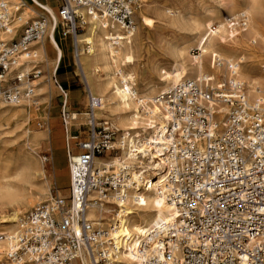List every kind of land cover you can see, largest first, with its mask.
<instances>
[{"label":"built area","instance_id":"2783aa9c","mask_svg":"<svg viewBox=\"0 0 264 264\" xmlns=\"http://www.w3.org/2000/svg\"><path fill=\"white\" fill-rule=\"evenodd\" d=\"M141 2L60 0V31L71 37L74 59L79 62L81 53L91 52L90 44H78L91 26L103 30L106 41L125 42ZM23 7L0 0V34L14 35L0 40V100L7 103L29 99L31 83L40 74L35 65L24 74L16 67L36 58L38 45L33 44L42 41L48 26L47 18L39 16L16 28ZM246 19L242 13L231 16L227 27L243 31ZM199 52L192 49V57ZM260 69L264 76V63ZM228 70L235 77L230 65ZM209 82L182 79L158 93L162 127L148 130L145 138L134 137L131 145L108 121L95 120L101 101L87 92L85 136L77 152L68 151L73 155L68 198L51 197L25 215L9 238L5 261L75 264L82 253L88 264H115L109 231L86 218L89 203L97 202L89 196L135 206L153 188L177 214L140 242L136 250L144 254L143 264H264V97L248 101L240 84L212 87ZM218 105L227 110L220 112ZM150 137L163 140L152 142ZM97 157L116 162L97 167ZM115 207L118 214L119 205Z\"/></svg>","mask_w":264,"mask_h":264},{"label":"bare ground","instance_id":"6f19581e","mask_svg":"<svg viewBox=\"0 0 264 264\" xmlns=\"http://www.w3.org/2000/svg\"><path fill=\"white\" fill-rule=\"evenodd\" d=\"M9 1L12 4L18 2L24 4L19 15L20 18L14 24L15 27L17 26L19 28L22 23L34 20L38 17V11L40 12L38 8L47 9L46 11H48L50 16V22L48 23L47 31L42 41L39 44H33V46L39 45L36 54L39 52V56L46 65L54 64L58 67L62 64L68 67V69L74 66L77 76L80 77V80L86 86V93L90 92L92 96L101 101V106L96 109L94 113L95 120L98 121L100 118H110L113 122L111 124V129L116 125L113 130L118 133L122 132L128 145L133 143L134 137L145 138L144 135L148 134V130L162 127L164 117L161 114L159 105L155 102V96L161 91L177 84L182 79L197 82L209 79L211 82H209L208 85L212 87L223 82L232 84L238 82L242 86V93L248 101H261L264 97V76L257 79L254 78L252 73V67L259 61L261 51L264 47V26L256 23L254 20L255 16L251 12L255 10L258 13V18H263L264 0H249L251 6L248 9V13L252 14V19L246 30L248 25L247 17L245 29L243 30L246 31L243 33L231 32L223 22H217L214 24L215 28L212 29L211 23L214 22L216 18L214 14L215 17L207 15L196 19L185 20L180 10L176 9L174 15L169 16L170 10L165 9L164 14L166 16L161 15L157 17L158 23L171 27L183 25L185 30L192 36L191 41H193L194 45L196 44V47H199L200 56L198 58H193L189 55L188 47L183 48L180 45L171 47L169 49L171 60L169 66L166 67L167 71L161 70L163 68L158 70L156 67L151 69L152 74L156 75L157 78L150 77V75L148 76L145 68L133 61V42L131 43V38L134 33H136V27L133 28L130 36L125 38V42L117 41L116 44L105 40L104 37L106 33H104L103 30L92 26L89 27L86 33L79 37V41H81L79 46L82 47L85 43H88L91 46V52L89 54L81 53L79 62H77L73 56L70 35H63L60 31L61 21L58 15L57 19L54 13L45 6L39 5L35 0H28V5L22 0ZM227 2L230 4L233 0H227ZM148 3L149 0H145L143 7H141V2V4L134 9V19L136 20V15H138V19L142 22L141 26L151 29L154 26L155 19L147 16V13L152 11ZM154 8L156 9V7ZM139 34L140 32L138 30L136 36ZM13 36V34H0V40L9 41ZM250 36L254 38V40L252 39L250 42V45L253 44V46L246 44V39ZM119 39L122 38L119 37ZM256 40L257 44H255ZM49 49L51 52H49ZM211 57L212 63L210 66ZM216 57L221 59L220 64L217 66L213 62V60H215L213 58ZM33 62L34 61L31 60L20 61L16 67L18 70L20 68L22 69L21 72L19 70L20 73H26ZM234 64L236 65L233 66ZM222 65L223 67H221ZM228 65L231 66V70L236 74L235 77H233L232 72L228 70ZM134 75L139 78L138 86L136 85ZM189 76H192L193 79L188 78ZM220 76H222L223 79L217 84H214V80L220 78ZM244 86L245 88L243 90ZM0 102L12 105L9 109L5 106L0 108V120L6 118L4 120L7 122L6 126L17 119L27 122L31 118L37 117L35 109L29 108V102H25L23 105L19 106L17 105L20 103H7L1 100ZM218 107L220 112H225L227 110L224 105H218ZM50 114L52 115L47 119L48 130L52 138L51 147L55 149L60 146H58V138H54L56 123L52 110ZM83 116L85 118L86 113L82 115L73 113L70 115L69 119L73 123L79 124L83 121L81 119ZM85 121H87V117ZM66 130L68 139L77 140L75 136H73V138L70 137L68 135V129ZM28 132H30V130H28ZM150 139L152 142H161L163 140L158 137H150ZM27 143L25 142V144ZM28 148L30 151L34 150L30 145ZM72 156L71 154H67L68 165L69 158ZM57 157H59V155ZM108 161L116 162V159L108 157H97L94 159L97 167L102 164H107ZM57 165H55L56 168L54 169L56 172ZM38 172L42 173V175L45 174V170L42 169ZM68 174L70 175V167ZM59 179L61 180V178ZM159 179H161V177H159ZM9 180V177L4 175L0 183V236H2V238H0V257H2L1 255L4 254L9 246V238L15 235L17 227L24 219L25 215L33 208L22 217L18 214L19 211L26 210L29 207L31 208L33 204L45 203L47 199H49L48 191L42 188V190H37L38 192H36L33 200H30L23 195L22 190L16 189ZM148 191L149 192L140 195L139 202L135 206L129 205L126 202L116 201L111 197L98 200L96 195L89 196V201L96 200L97 202L89 203L86 211V218L100 228L109 231V236L114 241L116 249V255L114 257L115 264H143L145 258L144 254L139 255L136 250L140 242L148 239L153 233L160 232L163 226L161 224H170L176 218V210L170 204L166 203L163 195H159L153 188ZM35 201L37 202L35 203ZM115 205H119L120 211L118 214L115 213ZM4 208H9L10 213L7 214ZM129 214H131V216ZM11 224H16L11 234L6 232V230L3 231V229L11 227ZM112 225L115 227L111 230ZM3 264L11 263L4 262ZM75 264L88 263L81 253L80 262H76Z\"/></svg>","mask_w":264,"mask_h":264},{"label":"rangeland","instance_id":"374dc122","mask_svg":"<svg viewBox=\"0 0 264 264\" xmlns=\"http://www.w3.org/2000/svg\"><path fill=\"white\" fill-rule=\"evenodd\" d=\"M22 1L25 4H28V0ZM8 2L11 3L9 0ZM144 2L145 0H142L141 7H143ZM49 3L54 5L56 1L49 0ZM148 5L152 11L147 13V16L155 19L154 26L151 29L142 27V22L138 19V15H136V20L134 19V27H136L137 30L131 38V43L133 42V61L143 66L147 71L148 76L150 75V77L155 78H157V76L152 74L151 69L156 67L158 70L163 68L161 70L167 71L166 67L169 66L171 60L169 50L171 47L176 45H180L183 48L188 47L189 55H191L192 49L197 48L199 50V47H196V44L194 45L193 41H191L192 36L185 30L183 25L171 27L169 25H161L158 23L157 17H160L161 15L166 16L164 14L165 9L170 10V14H168L169 16H173L176 9L180 10L182 17L184 16L183 19L185 18V20L196 19L207 15H215L216 18L214 22L211 23V26H214L217 22H223L227 26V19L229 17L236 16L239 13H245L248 17L246 30L249 27L253 14L256 23L264 26V13L262 15L263 18H258V13L255 10L251 11L252 14L248 13V9L251 6L249 0H233L230 4L227 0H149ZM154 7H156V9ZM38 10H40V12L38 11L40 14L39 16L47 17L49 23L50 16L48 11H46L47 9L38 8ZM138 30L140 36H136ZM230 31L235 32L232 30ZM245 31H238L237 33H243ZM252 39L254 40L252 36L248 37L246 39V44L253 46V44L250 45ZM255 44H257V40L255 41ZM38 46L36 50H38ZM49 52H51L50 49ZM199 56L200 52L198 56L193 58H198ZM35 57V59L31 60L34 61V64L31 63V65H35L40 71V74L31 83V85H33V94L29 99H21L19 102L20 104L17 106L29 102V108L35 109L37 117L31 118L27 122L17 119L7 126V122L4 121L6 118L0 120V126H2L0 127V183L4 175L9 177V181L15 186V188L22 190L23 195L30 200H33L36 192H38L37 190H42V188L48 191L49 199H47V201L54 196L67 199L71 183L70 175L68 174L69 165L67 154L68 151L71 153L77 152L78 141L85 136V133H83L85 129L82 125L87 122L85 121L86 117L84 118V116L81 117L83 121L79 124L73 123L69 117L73 113L81 115L86 113V86L80 80V77L77 76L74 66L68 69V67L63 66L62 64L58 67L54 64L46 65L43 59L39 56V52ZM216 58L213 59L216 60ZM218 60L221 59L218 58ZM211 63L212 57L210 60V66ZM262 63H264V47L261 51L259 61L252 67L254 78L260 79L263 77L260 69ZM221 67H223V65ZM19 70L20 72L22 71V69ZM134 76L136 85L138 86L139 78L136 75ZM192 76H189L188 78L193 79ZM222 79V76L215 79L214 84H217ZM235 84L239 83L236 82ZM244 88L245 86L243 87V90ZM3 106L9 109L12 105L0 102V108ZM51 110L54 113V120L56 123L54 138H58V146H60L55 149L51 147L52 138L48 130L47 119L52 115L50 114ZM101 119L108 121L111 127L113 122L110 118H100L99 120ZM115 127L116 125L112 128L114 129ZM66 129H68V135L72 138L75 135H79L77 132L80 131L81 138H78L77 140L68 139ZM28 130H30V132H28ZM119 134L120 133H117L116 135L119 136ZM25 142H28V145L25 144ZM29 145L34 149L31 150L32 152L28 148ZM58 155L59 157H57ZM55 165H57V172L54 170L56 168ZM40 169L45 170L44 175L38 172ZM59 178H61V180ZM36 202L37 201H35V203ZM35 206L36 204H33L31 208L29 207L26 210L19 211L18 214L22 217ZM4 211H7V214L10 213L9 208H4ZM14 225L16 224H11V227H7L3 229V231L6 230V232L11 234L15 228ZM0 238H2V236H0ZM1 256L0 261L2 263H8L5 261L4 256Z\"/></svg>","mask_w":264,"mask_h":264},{"label":"crops","instance_id":"0c3cea01","mask_svg":"<svg viewBox=\"0 0 264 264\" xmlns=\"http://www.w3.org/2000/svg\"><path fill=\"white\" fill-rule=\"evenodd\" d=\"M37 3H39V5H43V6H45V7H47L52 13H54L55 15L57 14V8H58V5H59V3H60V0H55L56 1V3L54 4V5H52V4H50L49 3V0H43V1H39V0H35ZM59 2V3H58ZM28 4H29V2H28ZM27 4V5H28ZM41 14H43V13H41ZM40 15V14H39ZM39 15H38V17H39ZM82 35H84V34H82ZM82 35H80L79 37H81ZM79 37H78V44H80L81 43V41H79ZM21 69V68H20ZM78 134H79V138H81V132L80 131H78L77 132Z\"/></svg>","mask_w":264,"mask_h":264}]
</instances>
